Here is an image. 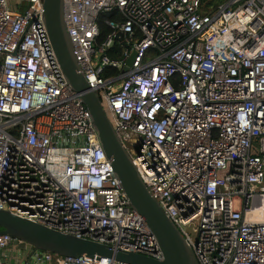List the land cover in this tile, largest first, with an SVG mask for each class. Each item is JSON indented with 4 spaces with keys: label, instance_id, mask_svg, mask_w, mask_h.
<instances>
[{
    "label": "built area",
    "instance_id": "built-area-1",
    "mask_svg": "<svg viewBox=\"0 0 264 264\" xmlns=\"http://www.w3.org/2000/svg\"><path fill=\"white\" fill-rule=\"evenodd\" d=\"M103 12L122 20L107 21L98 46ZM64 14L81 71L199 263L264 264V0H224L209 14L202 0H64ZM43 16V0H0V210L163 261ZM116 42L121 59L108 56ZM13 241L0 235V250L20 253ZM25 256L15 264H124ZM0 264H14L10 254Z\"/></svg>",
    "mask_w": 264,
    "mask_h": 264
},
{
    "label": "water",
    "instance_id": "water-1",
    "mask_svg": "<svg viewBox=\"0 0 264 264\" xmlns=\"http://www.w3.org/2000/svg\"><path fill=\"white\" fill-rule=\"evenodd\" d=\"M44 24L60 70L73 91L78 93L91 114L97 131L121 187L131 207L143 217L164 254L163 261L134 252H115L108 245L50 229L39 223L0 210V235H9L22 250H36L60 257L109 258L124 264H200L175 223L152 196L131 157L121 143L99 95L91 89L81 71L73 42L67 31L64 0H43ZM133 52L125 71L134 63Z\"/></svg>",
    "mask_w": 264,
    "mask_h": 264
},
{
    "label": "trees",
    "instance_id": "trees-1",
    "mask_svg": "<svg viewBox=\"0 0 264 264\" xmlns=\"http://www.w3.org/2000/svg\"><path fill=\"white\" fill-rule=\"evenodd\" d=\"M224 0H202V12L209 14L211 11L216 10L219 5L223 3ZM122 20L118 15L114 12H103L99 17V27H100V36L98 38V46H101L108 38V36L112 33V30L109 28L107 21ZM124 45L116 42L114 48L108 51V56L113 59H121L122 52L124 50ZM158 55V51L153 50L149 52L148 57L152 58ZM118 71H113V74H117ZM22 250V249H21ZM34 252H39L33 249Z\"/></svg>",
    "mask_w": 264,
    "mask_h": 264
},
{
    "label": "rangeland",
    "instance_id": "rangeland-1",
    "mask_svg": "<svg viewBox=\"0 0 264 264\" xmlns=\"http://www.w3.org/2000/svg\"><path fill=\"white\" fill-rule=\"evenodd\" d=\"M220 176L221 177H223L224 176V173L223 172H220ZM18 249V248H17ZM15 251H16V249L15 248H12V246L11 247H9L8 248V250H0V255H3V254H10V256L12 257V262L15 264L16 263V258H15V256L17 257V254H20L21 252H23V255H24V253L26 254V256L25 257H30L31 255H32V253L34 252L33 251V249L32 250H19L18 249V251L20 252V253H16V254H14L15 253ZM15 255V256H14ZM22 255V254H21Z\"/></svg>",
    "mask_w": 264,
    "mask_h": 264
}]
</instances>
